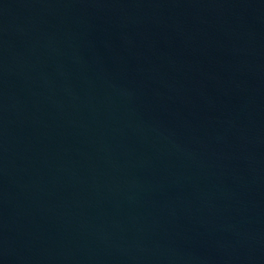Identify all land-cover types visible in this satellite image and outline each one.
<instances>
[{"label": "water", "instance_id": "obj_1", "mask_svg": "<svg viewBox=\"0 0 264 264\" xmlns=\"http://www.w3.org/2000/svg\"><path fill=\"white\" fill-rule=\"evenodd\" d=\"M0 264H264V0H0Z\"/></svg>", "mask_w": 264, "mask_h": 264}]
</instances>
